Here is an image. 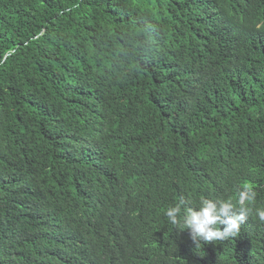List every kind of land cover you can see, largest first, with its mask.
Returning <instances> with one entry per match:
<instances>
[{
	"label": "trees",
	"instance_id": "1",
	"mask_svg": "<svg viewBox=\"0 0 264 264\" xmlns=\"http://www.w3.org/2000/svg\"><path fill=\"white\" fill-rule=\"evenodd\" d=\"M251 189L244 236L165 213ZM264 0H0V264H264Z\"/></svg>",
	"mask_w": 264,
	"mask_h": 264
},
{
	"label": "clouds",
	"instance_id": "2",
	"mask_svg": "<svg viewBox=\"0 0 264 264\" xmlns=\"http://www.w3.org/2000/svg\"><path fill=\"white\" fill-rule=\"evenodd\" d=\"M255 198L251 189H244L239 193L237 208L234 203L227 200L203 199L198 207H189L185 214L180 217V206L169 207L165 213L169 223L180 224V229L197 247H205L206 243H215L220 249L236 243L245 234L239 232V227L245 221L249 209L247 203ZM256 218V228L250 237L251 247L264 238V209L257 210V214L251 215ZM263 237L262 239H260Z\"/></svg>",
	"mask_w": 264,
	"mask_h": 264
}]
</instances>
